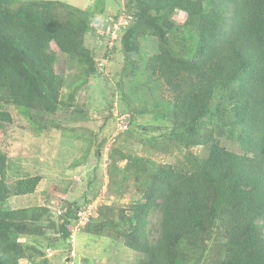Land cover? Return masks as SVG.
Here are the masks:
<instances>
[{"label": "trees", "instance_id": "obj_1", "mask_svg": "<svg viewBox=\"0 0 264 264\" xmlns=\"http://www.w3.org/2000/svg\"><path fill=\"white\" fill-rule=\"evenodd\" d=\"M107 1L86 8L0 0V264L44 257L23 237H70L80 203L59 216L45 206L3 205L11 192L35 193L43 178L22 177L9 189L2 147L4 126L13 119L5 108L15 107L33 137L44 140L65 129L60 111L70 112L78 90L100 93L92 79L112 87L104 59L87 43L89 35L101 38L96 29L107 20L97 17ZM125 7L131 22L104 55L126 57L122 71L113 73L117 93L107 97L102 88L108 106L101 127L111 119L114 127L95 152L108 146L106 199L134 197L120 204L101 200L82 230L130 248L136 253L131 264H264V0H126ZM176 13L184 14L182 21ZM155 75L172 95L137 104L128 82Z\"/></svg>", "mask_w": 264, "mask_h": 264}, {"label": "rangeland", "instance_id": "obj_2", "mask_svg": "<svg viewBox=\"0 0 264 264\" xmlns=\"http://www.w3.org/2000/svg\"><path fill=\"white\" fill-rule=\"evenodd\" d=\"M60 1L70 3L76 7L82 5L86 8L88 6L92 8L97 2V0ZM125 2L126 0H108L106 4L104 3V12L99 13L97 18L102 19V21L107 20V25L109 20L107 16L114 17L118 11H121L120 15H128L124 12V10H128L125 7ZM183 15V13H176L175 16L176 19L182 21ZM148 42L152 44L151 49L155 52L157 49L155 45L157 43L156 39L151 38ZM87 43L98 53L99 59H104L106 74L109 75L112 81V87L106 86L103 79H92L89 84H93L95 89L100 90V93H94L92 96L87 91L88 89L78 90L74 105L68 110L70 112L66 114L64 111L67 110L65 109L60 111V113L66 115L65 117L61 115L65 129H57L53 134H48L44 140L36 139L29 130L28 121L19 114L16 108L13 106L5 108V110L10 112L13 119L12 122L4 126V145L2 144V150L6 152L8 157L6 171L8 187L13 189L16 180L22 177L29 175L43 177V182L37 194L33 195L31 202L32 204L45 206L51 214H55L61 208L67 211L71 202L77 201L82 204L85 199L90 198L94 193H97L96 197L101 194L102 202H109L110 200V202L115 204H120L121 202L129 203L134 197V195L131 197V194H128V197L125 198L111 196L108 198L109 200L106 199L103 191L105 190L108 176V146L104 147L103 150L100 149L98 156L95 152L97 149L96 144L114 127L113 119L108 121V124L104 126L105 128L101 127L104 120L101 117V112H105V108L108 106L104 93L107 97L113 92L117 93L118 87L113 73L122 71L126 57L122 52H118L114 58H105V51L111 46L103 37L97 38L96 35H89ZM52 49L57 51L55 44L52 45ZM143 49L151 52L146 43H143ZM63 61L60 62L59 67L65 66V60ZM59 67H57L58 70ZM72 75L76 78L74 71L65 77V85L61 92V98L64 101L67 100L68 94L73 89L74 79L72 80ZM144 82L136 80L134 83L128 82L127 85V88L132 91L129 96L137 104H142L140 101H150L152 105L158 104L159 100L172 95L169 88L160 84L162 82L156 79V75L149 80L144 79ZM0 106H3L2 102H0ZM75 108L80 110L71 112ZM81 108H83L82 112ZM93 110L96 111L93 112ZM87 111H92L93 113ZM116 112L115 114H117ZM83 113L86 114L82 115ZM27 127L28 129H25ZM92 133L95 135L93 136ZM135 144L137 145V152L143 153L144 146L140 142ZM201 150L202 148H199V151ZM127 151L134 150L128 149ZM153 156V158H159V154ZM165 160L173 162L174 157L168 156ZM124 163L122 162L121 165H124ZM41 188H44V190ZM16 196L18 195H14L11 192L3 205L8 209L28 204L26 203L27 199ZM61 211L63 212L64 210L62 209ZM70 224L73 228L75 223L71 222ZM83 226L77 230L73 238H60L56 241L53 237L27 236L20 240L23 242L28 240L31 244L37 245L44 250V257L37 254L33 255V259H36L35 264H63L64 262L65 264H71L72 260L67 261L69 254H73L71 258L81 263L83 262V264H131L135 262L134 255L136 253H131L130 248L124 244L123 246L122 243L114 239L87 233L82 230ZM49 252L53 254L50 256ZM64 255L66 258L62 260ZM81 256L84 257V260H81ZM81 263H75L74 260V264Z\"/></svg>", "mask_w": 264, "mask_h": 264}, {"label": "built area", "instance_id": "obj_3", "mask_svg": "<svg viewBox=\"0 0 264 264\" xmlns=\"http://www.w3.org/2000/svg\"><path fill=\"white\" fill-rule=\"evenodd\" d=\"M131 16L130 15H119L118 18H110L107 22V25L98 27L97 32L102 35L106 36V38L113 43L114 39L118 36V31L121 28H125L130 22ZM94 26V23L92 24ZM96 25V24H95ZM102 200L101 194L95 197L91 201H86L84 204L77 207L76 216L73 218L72 222H74L73 226V234L71 238L75 237V231L79 230L83 225H85L91 217L96 215L97 206ZM62 211L59 210L58 214H61ZM53 253L49 252L51 256Z\"/></svg>", "mask_w": 264, "mask_h": 264}, {"label": "crops", "instance_id": "obj_4", "mask_svg": "<svg viewBox=\"0 0 264 264\" xmlns=\"http://www.w3.org/2000/svg\"><path fill=\"white\" fill-rule=\"evenodd\" d=\"M42 182L43 181H41V183L38 185V188L40 187V185L42 184ZM42 190H44V188H41ZM37 191H38V189L36 190V194H37ZM35 193H32V194H28V195H18V196H16V197H22V198H25V199H27V202L26 203H28V204H24L23 206H14L13 208H18V207H30V206H40V204H32V202H31V199H33V195L35 194ZM65 258H66V256H65ZM64 258V259H65ZM33 260H36L35 258L33 259ZM71 261L72 260V262H71V264H74V258H71V257H68L67 258V261ZM76 261V260H75ZM79 263H81V262H79ZM29 264H35V262H30ZM82 264H83V262H82Z\"/></svg>", "mask_w": 264, "mask_h": 264}, {"label": "clouds", "instance_id": "obj_5", "mask_svg": "<svg viewBox=\"0 0 264 264\" xmlns=\"http://www.w3.org/2000/svg\"><path fill=\"white\" fill-rule=\"evenodd\" d=\"M110 18H113V17H110ZM110 18H109V19H110ZM130 22H131V19H130ZM130 22H129V24H130ZM129 24H128V25H129ZM128 25H127V26H128ZM127 26H126V27H127ZM122 29H124V28H121V29L118 31V36H117V38L119 37L120 32L122 31ZM96 32H97V29H96ZM97 33H98V32H97ZM101 37H104V39H106V40L110 43V46H112V45L115 43V40L117 39V38L114 39L113 43H111V42L106 38V36H102V35H101ZM75 203L77 204V203H80V202L75 201ZM84 203H85V202H84ZM84 203H82V204H84ZM82 204H79V206L82 205ZM62 209H63L64 211H63L61 214L65 213V211H66V209H64V208H61L60 210H62ZM58 211H59V210H57L55 214L59 216V215H61V214H58ZM95 216H96V215H95ZM93 217H94V216H93ZM72 220H73V218L71 219L70 222H72ZM90 220H91V219H90ZM90 220H89V221H90ZM89 221H88V222H89ZM88 222H87V223H88ZM87 223H86V224H87ZM80 229H81V228H80ZM72 232H73V228L71 229V234H70V237H69V238H71V235L73 234ZM76 232H77V230L75 231V235H76ZM71 256H73V254H71ZM74 260H76V259H74ZM69 261H70V260H69ZM75 263H77V260L75 261Z\"/></svg>", "mask_w": 264, "mask_h": 264}, {"label": "water", "instance_id": "obj_6", "mask_svg": "<svg viewBox=\"0 0 264 264\" xmlns=\"http://www.w3.org/2000/svg\"><path fill=\"white\" fill-rule=\"evenodd\" d=\"M77 263H79V261L77 260Z\"/></svg>", "mask_w": 264, "mask_h": 264}]
</instances>
